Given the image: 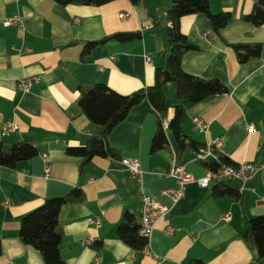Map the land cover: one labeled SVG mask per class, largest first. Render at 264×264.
I'll return each mask as SVG.
<instances>
[{"label":"crops","instance_id":"0c3cea01","mask_svg":"<svg viewBox=\"0 0 264 264\" xmlns=\"http://www.w3.org/2000/svg\"><path fill=\"white\" fill-rule=\"evenodd\" d=\"M208 1L212 13L226 11L231 18L214 32L202 13L182 17L180 29L195 48L183 53L181 67L199 78H218L228 92L187 103L174 99L170 83L165 86L164 147L151 151L157 117L143 99L106 137L118 156L85 161L67 153L69 147L84 146L93 128L76 106L80 88L103 83L128 95L155 85L168 46L163 28L153 23L165 15L171 0L139 5L112 0L97 6L0 0V147L29 140L37 151L14 168L0 165V264H45L39 250L20 239L21 219L73 188L83 198L62 204L58 212L64 264H261L241 233L250 219L264 215V169L249 181L250 189L240 192L237 180L223 183L237 188L236 198L215 196V183L201 187L190 182L174 203L161 194L176 186L166 176L173 157L194 176L204 175L206 165L188 141L198 145L219 138L220 155L233 164L264 163V24L243 20L253 0ZM13 15L21 16V23L3 25ZM133 30H143L142 38L84 50L85 42ZM236 44H260V53L241 62ZM31 77L37 81L30 90L19 89L18 81ZM177 104L182 106L183 147L169 129ZM194 117L205 121L204 131L194 127ZM5 122L16 128L3 133ZM122 159L137 160L140 174H130ZM143 196L167 204L169 213L155 221L144 249L135 250L118 237L117 227L125 213L140 223ZM96 242L101 243L98 249Z\"/></svg>","mask_w":264,"mask_h":264},{"label":"trees","instance_id":"16d2710c","mask_svg":"<svg viewBox=\"0 0 264 264\" xmlns=\"http://www.w3.org/2000/svg\"><path fill=\"white\" fill-rule=\"evenodd\" d=\"M61 5L84 4L102 5L112 0H56ZM145 0H130L133 5H139ZM252 11L243 17V20L260 26L264 24V0H253ZM172 5L161 18L154 19L155 26H161L167 41L164 63L156 70V83L153 86L140 88L128 95H122L110 89L106 84L95 83L80 88V94L76 106L92 124V131L84 146L69 147L67 153L82 156L89 161L93 156L117 157V151L111 148L106 137L110 130L120 123L128 111L143 99H147L157 117V130L151 142V151H156L167 144V136L162 128V119L169 108V100L165 94V86L173 84L174 99L187 103L197 102L209 95L228 92L225 84L218 78L203 79L183 71L181 58L185 51L195 48L187 41L186 35L180 29V20L184 16L196 13L204 14L210 21L214 32H218L230 20L229 12L212 13L208 0H171ZM149 29V28H148ZM143 30L119 31L108 34L97 40L85 42L84 50L97 44L111 41H134L143 36ZM239 61L243 62L257 57L260 53V44H236L233 45ZM84 52V51H83ZM181 104H177L169 121V129L178 141L180 147L185 145L186 137L180 130ZM188 144L195 150L201 144L193 141ZM37 154L36 149L29 140L17 143L5 144L0 147V165L16 167L21 161L32 158ZM233 164L229 159L219 156V164ZM206 165V164H205ZM208 166V165H206ZM215 196L238 197L239 192L233 185L217 183L213 186ZM83 198L82 191L73 188L63 196L46 199L39 207L25 214L20 222L18 235L25 243L33 246L41 253L45 264H64L60 254L61 234L58 226V212L62 204L80 201ZM139 224L131 214L125 213L117 227L118 237L135 250H143L146 240L138 233ZM245 243L252 247L257 259L264 264V215L256 216L249 220V225L241 233ZM98 249L100 242L94 243ZM1 254V246H0ZM193 264H203L195 261Z\"/></svg>","mask_w":264,"mask_h":264},{"label":"built area","instance_id":"2783aa9c","mask_svg":"<svg viewBox=\"0 0 264 264\" xmlns=\"http://www.w3.org/2000/svg\"><path fill=\"white\" fill-rule=\"evenodd\" d=\"M120 17L125 18L128 13H120ZM22 17L19 15H13L3 20V25L8 26L11 24H20ZM151 21V20H150ZM150 27V26H149ZM148 26L146 28H149ZM149 58H146V62H149ZM37 81V77L25 78L18 81L17 85L22 91H29L32 84ZM193 124L199 131H204L207 124L200 117H194ZM163 124H166L163 122ZM16 128V125L11 122H5L2 126V132ZM253 125L249 126V130L253 131ZM220 139L216 138L201 144L196 149L197 159L204 162L206 165L205 173L201 177H196L191 174L186 167L179 163L175 157L170 161V167L166 173V176L176 181V186L167 187L161 190V194L174 203L179 200L184 193L185 186L190 182H196L201 187H207L210 184L228 183L233 180L239 182V191L250 189L248 186L249 181L255 176V174L264 169V163L254 164L248 161H243L238 164H219L211 167L213 163L219 162L220 156ZM122 163L125 164L130 174L138 176L140 174L139 165L135 159H122ZM45 170H48L46 165ZM143 213L140 217L139 234L143 238H148L152 232L155 221L158 218L166 217L169 213V206L165 203L157 201L149 197H142ZM95 225H100V220H95Z\"/></svg>","mask_w":264,"mask_h":264}]
</instances>
